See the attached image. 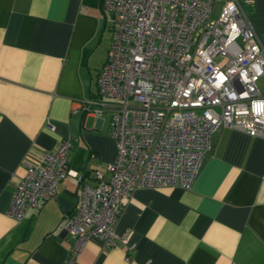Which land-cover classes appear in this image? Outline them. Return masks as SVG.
I'll use <instances>...</instances> for the list:
<instances>
[{"label": "crops", "instance_id": "0c3cea01", "mask_svg": "<svg viewBox=\"0 0 264 264\" xmlns=\"http://www.w3.org/2000/svg\"><path fill=\"white\" fill-rule=\"evenodd\" d=\"M244 10L264 43V0ZM110 26L101 0H0V264H62L73 243L63 228L80 194L71 176L22 219L7 215L25 163L69 139L70 168L90 184L94 171L108 180L110 116L84 106L97 94ZM116 232L127 245L107 249L91 236L76 264H264V138L219 127L192 187L134 189Z\"/></svg>", "mask_w": 264, "mask_h": 264}, {"label": "built area", "instance_id": "2783aa9c", "mask_svg": "<svg viewBox=\"0 0 264 264\" xmlns=\"http://www.w3.org/2000/svg\"><path fill=\"white\" fill-rule=\"evenodd\" d=\"M217 2L102 0L112 34L97 94L84 108L110 116L116 156L108 180L94 171L99 182L90 184L88 172L72 170L64 139L25 163L7 211L20 220L53 198L59 181L75 178L79 199L63 226L73 243L62 264H76L91 236L107 249L127 245L116 232L123 199L136 188L190 189L219 127L264 138V43L244 10L254 0Z\"/></svg>", "mask_w": 264, "mask_h": 264}, {"label": "trees", "instance_id": "16d2710c", "mask_svg": "<svg viewBox=\"0 0 264 264\" xmlns=\"http://www.w3.org/2000/svg\"><path fill=\"white\" fill-rule=\"evenodd\" d=\"M101 6H102V0H101Z\"/></svg>", "mask_w": 264, "mask_h": 264}, {"label": "rangeland", "instance_id": "374dc122", "mask_svg": "<svg viewBox=\"0 0 264 264\" xmlns=\"http://www.w3.org/2000/svg\"><path fill=\"white\" fill-rule=\"evenodd\" d=\"M260 81V80H259ZM259 81H258V83H259Z\"/></svg>", "mask_w": 264, "mask_h": 264}]
</instances>
